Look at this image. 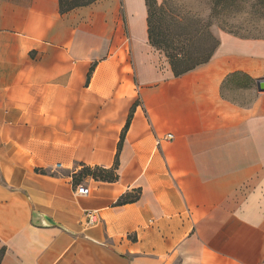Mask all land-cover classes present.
Wrapping results in <instances>:
<instances>
[{"label": "crops", "instance_id": "0c3cea01", "mask_svg": "<svg viewBox=\"0 0 264 264\" xmlns=\"http://www.w3.org/2000/svg\"><path fill=\"white\" fill-rule=\"evenodd\" d=\"M218 38L175 76L146 0H0V264H264V39Z\"/></svg>", "mask_w": 264, "mask_h": 264}, {"label": "rangeland", "instance_id": "374dc122", "mask_svg": "<svg viewBox=\"0 0 264 264\" xmlns=\"http://www.w3.org/2000/svg\"><path fill=\"white\" fill-rule=\"evenodd\" d=\"M164 11L157 14L154 24L161 40L169 45L167 51L177 53L185 46L181 39L185 32L195 28L206 36H212L209 47L219 42V33L228 32L243 38L264 39V6L257 0H156ZM180 37V38H179ZM165 44L162 45L166 49ZM166 56L164 50H159ZM170 63V62H169ZM226 96L245 104L250 92L228 91Z\"/></svg>", "mask_w": 264, "mask_h": 264}, {"label": "trees", "instance_id": "16d2710c", "mask_svg": "<svg viewBox=\"0 0 264 264\" xmlns=\"http://www.w3.org/2000/svg\"><path fill=\"white\" fill-rule=\"evenodd\" d=\"M98 0H59L60 10L62 13H67L79 7H85L95 3ZM148 8V35L150 44L158 50H164L166 56L169 59L170 66L175 76L186 74L206 63H208L216 52L219 42L209 47V40H212V36L209 34L206 36L201 31L195 30L192 32H185L181 39L185 42V46L177 53L167 51L170 49L169 45L165 44L161 40L159 31L154 24V20L157 14L164 11L163 6L157 7L156 0H146ZM257 4L264 6V0H257ZM260 6V7H261ZM264 9V8H263ZM264 15V14H263ZM180 38V37H179ZM165 44L166 49H163L162 45ZM129 127V122L126 129ZM117 164L115 168L105 169L100 167H85L81 175L91 176L93 179L103 182H115L118 180L116 173ZM139 198L137 196L124 195L117 202L118 205H124L129 202H134ZM1 259V254H0Z\"/></svg>", "mask_w": 264, "mask_h": 264}, {"label": "built area", "instance_id": "2783aa9c", "mask_svg": "<svg viewBox=\"0 0 264 264\" xmlns=\"http://www.w3.org/2000/svg\"><path fill=\"white\" fill-rule=\"evenodd\" d=\"M166 139L172 140L173 139V135L172 134H168ZM58 167H60V166H58ZM75 195H78V196H89L90 195V189H89V187L85 186L84 184H79V185L76 186ZM86 217H87V224L89 226L96 225L99 222V219L97 217V213L94 212V211H87L86 212Z\"/></svg>", "mask_w": 264, "mask_h": 264}, {"label": "water", "instance_id": "95a60500", "mask_svg": "<svg viewBox=\"0 0 264 264\" xmlns=\"http://www.w3.org/2000/svg\"><path fill=\"white\" fill-rule=\"evenodd\" d=\"M257 88L259 92H264V80H261L257 83ZM40 222L42 226L49 227V226H55V223L53 221L43 215H40Z\"/></svg>", "mask_w": 264, "mask_h": 264}]
</instances>
